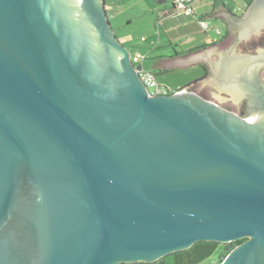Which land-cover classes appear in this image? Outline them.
I'll return each mask as SVG.
<instances>
[{"label": "water", "instance_id": "obj_1", "mask_svg": "<svg viewBox=\"0 0 264 264\" xmlns=\"http://www.w3.org/2000/svg\"><path fill=\"white\" fill-rule=\"evenodd\" d=\"M234 21L261 34L264 0ZM233 42L165 65L213 64ZM259 44L226 59L237 94L264 88ZM208 82L192 88L216 95ZM261 115L151 94L106 0H0V264L155 262L240 239L220 264H264Z\"/></svg>", "mask_w": 264, "mask_h": 264}, {"label": "crops", "instance_id": "obj_2", "mask_svg": "<svg viewBox=\"0 0 264 264\" xmlns=\"http://www.w3.org/2000/svg\"><path fill=\"white\" fill-rule=\"evenodd\" d=\"M232 2L234 0H198L196 2L195 12L200 19H205L210 24L211 20L216 27H223L224 32H222L221 37L212 38L209 32L203 31L196 17L178 12L172 0H156L155 8L159 12V26L163 27L165 32L168 35L170 34L172 38L169 39V46L163 47L162 51L145 53L147 55L145 67L153 72H162V75L158 78L159 81L172 87H180L184 81L190 82L193 78L200 77L202 71L199 70V65L202 63L187 67H168L165 65V61L206 50L229 37L228 25L236 23L234 21L235 15L243 13L235 10L238 1L235 2V6L232 5ZM246 2L247 0H239L240 5ZM153 8L149 7L150 10H153ZM200 45L204 48L185 53L186 49ZM134 46H137L138 49V45ZM154 46L155 44L150 49ZM137 51L141 50L138 49ZM148 59H150V62L147 63ZM203 64H206V62ZM181 77H183V80H181Z\"/></svg>", "mask_w": 264, "mask_h": 264}, {"label": "rangeland", "instance_id": "obj_3", "mask_svg": "<svg viewBox=\"0 0 264 264\" xmlns=\"http://www.w3.org/2000/svg\"><path fill=\"white\" fill-rule=\"evenodd\" d=\"M235 2H237L236 5H240L239 0H234L232 2L233 6H235ZM155 4L156 0H106V8L116 35L132 54L138 49L149 54L152 51H162L163 47L169 46V39L172 36L168 35L164 28L159 26V12L155 8ZM149 7L154 8L150 10ZM210 22L211 24L207 32L212 35V38L221 37L222 32H224L223 27L219 26L221 30L211 20ZM154 44L155 46L150 49ZM134 45H138V49ZM148 62H150V59L147 60ZM261 74L264 77V71ZM181 80H183V77H181ZM172 88L175 89V87ZM217 258V254H215L211 259L206 260L202 264H217ZM166 264H173V260L168 257Z\"/></svg>", "mask_w": 264, "mask_h": 264}, {"label": "flooded vegetation", "instance_id": "obj_4", "mask_svg": "<svg viewBox=\"0 0 264 264\" xmlns=\"http://www.w3.org/2000/svg\"><path fill=\"white\" fill-rule=\"evenodd\" d=\"M228 29L230 31L229 37H232L234 40L233 44L228 48H226L227 46L225 48H221L222 51L216 55V60L213 62V64L206 62V64L202 63L199 65V70L202 71V75L204 72L207 74L204 78H202L201 75V79L198 82H205L208 80L209 82L206 83L207 87L214 89L216 91V95L209 97L207 94L195 91L192 88L194 85L189 87V89L191 91L197 92L208 100L216 102L218 105L226 108L227 110L233 111L239 116L248 119L249 122L254 123L259 120L258 118H261V111L264 110V102H262V99L264 100V88L260 86L261 84L259 85V83L254 80L256 82L255 84L253 81L256 86L255 89H249L248 91L244 90L245 92L242 91L241 94L238 89L239 94H237L236 87L232 86V84H230L231 82L228 80V78H226V59H230L229 55H231L230 51H232V47H237L240 45V43L247 42L248 46L252 48V46H254L257 41L259 42L262 40V44L259 45L264 47V30L261 34L254 35L250 39H244L241 38V27L238 24L231 23L228 25ZM263 71L264 67L261 68L258 77L262 83H264V77L261 74ZM211 84H214V87ZM257 92H259V96H256Z\"/></svg>", "mask_w": 264, "mask_h": 264}, {"label": "trees", "instance_id": "obj_5", "mask_svg": "<svg viewBox=\"0 0 264 264\" xmlns=\"http://www.w3.org/2000/svg\"><path fill=\"white\" fill-rule=\"evenodd\" d=\"M252 1L253 0H247L246 8H247V6H249L252 3ZM241 5H243V4H241ZM239 12L241 13L243 11H239ZM192 16L196 17L197 20L200 19L197 16L196 12ZM203 31L207 32V30H204V29H203ZM201 48H204V46L200 45L198 47H192L190 49H186L185 53H188L191 51H197ZM137 52H141V51H137ZM141 53H143V52H141ZM143 54L146 56V58H145V61H146L147 55L145 53H143ZM145 61H144V65H145ZM149 71H151L157 78H159V76L162 75V72L157 73V72H153L152 70H149ZM206 74L207 73L204 72L201 77L204 78ZM201 77H196L195 79H193L190 82L186 81L180 87H175V89H173L172 86H169L168 84H165L162 82L161 83L166 85V86H169L171 88V90H170L171 93H173V92H176V91L181 90V89L192 87L201 79ZM242 241H243V239H240V240L235 241V242H230V243H219V242H214V241H199V242L195 243L189 249L174 252V253L169 254V255H167V256H165V257H163V258H161L155 262H136V263H119V264H166L168 257H170L173 260V264H202L206 260L211 259L215 254H217V257H218L217 258L218 259L217 264H220L226 258V256L231 252V250L236 245L241 243ZM208 264H211V263H208Z\"/></svg>", "mask_w": 264, "mask_h": 264}, {"label": "built area", "instance_id": "obj_6", "mask_svg": "<svg viewBox=\"0 0 264 264\" xmlns=\"http://www.w3.org/2000/svg\"><path fill=\"white\" fill-rule=\"evenodd\" d=\"M172 1L174 2L176 10L178 12L186 15H193L196 11L195 4L198 0H172ZM244 9H246V3L243 5L236 6L235 10L244 11ZM198 21L204 30H207L209 28L210 23L207 20L198 19ZM219 29L217 30L219 33H221ZM145 58L146 56L141 52H136L132 54V60L137 66L140 76L147 85L150 93L153 95L170 94L171 88L169 86L162 84L158 80V78L145 67L144 65Z\"/></svg>", "mask_w": 264, "mask_h": 264}]
</instances>
